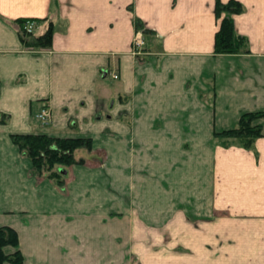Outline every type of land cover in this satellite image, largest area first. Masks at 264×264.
Here are the masks:
<instances>
[{
	"label": "crops",
	"instance_id": "1",
	"mask_svg": "<svg viewBox=\"0 0 264 264\" xmlns=\"http://www.w3.org/2000/svg\"><path fill=\"white\" fill-rule=\"evenodd\" d=\"M216 1L0 0V226L19 233L6 254L19 249L24 264H264V117L250 143L214 137L264 112V0H238L235 29L249 44L238 54L215 53ZM19 19L35 21V37L52 26L51 47L26 46ZM138 22L150 32L137 56ZM46 106L48 126L37 119ZM20 134L91 137L87 160L106 149L107 167L73 164L60 185L36 173ZM133 149L142 167L161 166L158 188L135 206Z\"/></svg>",
	"mask_w": 264,
	"mask_h": 264
},
{
	"label": "trees",
	"instance_id": "2",
	"mask_svg": "<svg viewBox=\"0 0 264 264\" xmlns=\"http://www.w3.org/2000/svg\"><path fill=\"white\" fill-rule=\"evenodd\" d=\"M245 10L243 3L238 0H230L224 3L222 0L216 1V15L221 18L220 29L215 37L216 54H238L249 52L248 40L236 33L234 15L240 14ZM25 19H19V25H23ZM138 29H143L145 34L150 30L142 28L140 22L137 23ZM23 42L26 46L35 48H49L53 42L54 28L49 27L47 32L41 36L25 37L20 31ZM264 117V112L244 114L237 127L216 132L215 139H222L229 142L231 139H245L250 143L253 139L262 136L260 124H254L258 118ZM13 140L20 146L33 161L34 170L40 174H47L55 165L64 164H83L85 159H77L76 152L80 149L92 151L93 139L91 137H55L47 134H20L13 135ZM50 178L56 177L49 174ZM59 184H63L59 181ZM7 245L19 246L18 231L8 225L0 226V264L10 261L13 264H24V256L17 249L12 254H6L4 248Z\"/></svg>",
	"mask_w": 264,
	"mask_h": 264
},
{
	"label": "rangeland",
	"instance_id": "3",
	"mask_svg": "<svg viewBox=\"0 0 264 264\" xmlns=\"http://www.w3.org/2000/svg\"><path fill=\"white\" fill-rule=\"evenodd\" d=\"M24 23L21 26L19 25L20 31L23 33V35H25V37H32V36H34V34L37 33V30L34 32L35 25H34V28H33V32L29 34V33H25V31H24ZM137 31H142L143 34H144L146 45L143 46L142 51L143 52H146L145 50H146V47H147V39H146L145 32H144L143 29H137ZM34 48L35 47H33V49ZM134 53H136V54H134ZM132 54L137 55V56L140 55L139 52H136L134 50V46L132 48ZM47 107H49V106H47ZM40 112L37 115V119L44 126H48L52 122L51 121V119H52L51 118V114H50L49 119L43 120L39 116ZM50 113H51V110H50ZM92 151H93V149H92ZM95 151H96V153H97L98 156L95 155L94 159H97V160H95V161L93 160V162L92 161L89 162L87 160L88 157H91L93 154H90L91 151H87L86 149H80V150H78L76 152V157H77V159L84 158L85 159L84 163L87 161L86 162L87 165L88 164H90V165L97 164V165H101L102 167H107V165H105L107 163V150L106 149L98 148ZM132 153H134V154L132 156V159H133L132 160L133 161L132 162V166L130 167V169H131V175H132L131 190H132V195H133V206H135V205H138L137 201L139 202V200H140L138 196L141 193V191H146V190H148V191H150V190L151 191H155L158 188L157 187L158 182H156L157 181L156 180V174H157L156 170L157 169H158V171L161 170V166H157V165L153 164L152 166H147V167L143 166L142 167L140 165L141 164V160H140L141 158L139 159V157H140L139 156L140 150H138V149H135L134 150L133 149V152ZM72 165L73 164H71V165L58 164V165H55L48 174L46 172H44V174H46V175L49 176V174L53 173V174L56 175L55 181H57V182L62 181L63 183H65V181H66V179L64 177V175H65V169L66 168L67 169L72 168ZM123 167L124 166L117 167V172L120 171L121 174H122V168ZM36 173L37 174H40V172H36ZM122 184H123L122 181H117L116 182V189L122 190L123 187H120L119 188V186L120 185L122 186ZM164 184L166 185L167 182L164 181ZM169 185H171V183ZM135 216H139V215L137 214ZM149 224L150 223H148V225ZM149 228H150V226H149Z\"/></svg>",
	"mask_w": 264,
	"mask_h": 264
},
{
	"label": "built area",
	"instance_id": "4",
	"mask_svg": "<svg viewBox=\"0 0 264 264\" xmlns=\"http://www.w3.org/2000/svg\"><path fill=\"white\" fill-rule=\"evenodd\" d=\"M34 25H35V21L32 20V19H25V23H24V31L25 33H32L33 32V28H34ZM146 45V42H145V37H144V34L142 31H137L135 37H134V40H133V46H134V50L136 52H139L140 54H142V48L143 46ZM136 54V53H134ZM114 78H118V74H114L113 75ZM50 109L49 107H44L39 116L43 119V120H47L49 119L50 117Z\"/></svg>",
	"mask_w": 264,
	"mask_h": 264
}]
</instances>
